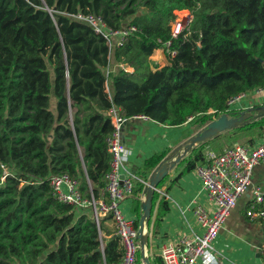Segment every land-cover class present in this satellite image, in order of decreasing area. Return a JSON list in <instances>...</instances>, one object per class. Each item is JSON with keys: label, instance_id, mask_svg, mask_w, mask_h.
<instances>
[{"label": "trees", "instance_id": "1", "mask_svg": "<svg viewBox=\"0 0 264 264\" xmlns=\"http://www.w3.org/2000/svg\"><path fill=\"white\" fill-rule=\"evenodd\" d=\"M183 10L193 18L174 38ZM78 13L136 30L110 49ZM158 50L171 65L153 69ZM257 89H264V0H0V179L2 165L13 172L0 186V264H121L119 237L102 240L103 220L58 201L49 178L67 173L83 198L99 200L110 171L112 108L127 119L200 129L232 114L231 98ZM263 136L264 118L227 131L181 161L178 178L206 163V146L253 145ZM168 154L147 159L139 176ZM144 190L136 182L135 194ZM159 200L157 191L153 207ZM168 211L163 198L157 224Z\"/></svg>", "mask_w": 264, "mask_h": 264}, {"label": "built area", "instance_id": "2", "mask_svg": "<svg viewBox=\"0 0 264 264\" xmlns=\"http://www.w3.org/2000/svg\"><path fill=\"white\" fill-rule=\"evenodd\" d=\"M182 12L189 11L176 12L177 19L172 24L174 38L188 27L193 18L190 13L185 15L186 18H180ZM74 17L88 24L97 34L102 35L107 40L110 49L120 46L126 37L136 30L135 28L119 31L109 29L101 17L93 14L78 13ZM167 47L169 48V45ZM171 55L174 56L175 52H172ZM262 94H264V89H257L231 98L227 104L228 112H240L257 106V104L254 106L250 104V97ZM209 113H215V111ZM109 114L114 131L107 139L111 162L110 171L106 175V187L101 198L91 201L83 198L79 181L67 173L53 175L49 178V182L58 201L71 205L83 213L92 210L98 224L100 219L111 216L116 227V236L119 237L124 249L121 264H140L137 221L128 217L122 206L127 199L134 196L136 182L146 186L148 178L143 179L131 172L129 161L132 151L125 145L122 133L123 128L131 121H151V119L147 116H134L127 119L121 115V110L117 108H112ZM192 120L193 118H190L189 123ZM261 165H264V142L254 146L234 143L226 147L222 153L208 152L206 163L198 166L195 173L213 203L214 210L208 212L200 206L195 208V215L204 229V234L193 238L185 237L178 244H165L159 253L162 263L220 264L213 259V244L219 237L231 212L250 190L254 170ZM2 169L0 186L6 182L8 177L13 176L10 168L2 165ZM251 192V201L246 215L251 220L264 224V187H254ZM261 255L262 264H264V239Z\"/></svg>", "mask_w": 264, "mask_h": 264}, {"label": "crops", "instance_id": "3", "mask_svg": "<svg viewBox=\"0 0 264 264\" xmlns=\"http://www.w3.org/2000/svg\"><path fill=\"white\" fill-rule=\"evenodd\" d=\"M161 51L158 50L154 54L160 55L162 59ZM155 55L152 56L151 60H155ZM117 68L119 66L115 65V69ZM249 102L253 106L264 104V94L251 96ZM193 128H196L195 131H192ZM200 129L193 124L170 128L152 120L129 122L122 134L125 145L132 151L129 161L131 172L139 175L143 171L147 159L165 151L170 153ZM262 142H264V136L251 146ZM231 144L230 142L217 141L214 146L216 150H222ZM214 146L212 147L214 148ZM178 169L180 170L177 171ZM182 170L183 166L179 167L178 165L168 175V179L162 188L158 190L160 200L165 198L168 202L169 211L157 224L160 200L153 207L152 219L149 224L151 236L148 252L151 264H158L155 263V259H160L159 253L165 244H178L185 237L193 238L204 234V229L199 224L194 212L196 207L200 206L208 212L214 210V205L195 170L178 178ZM151 173L147 175V178ZM258 186L264 187V165L255 168L250 190L240 199L238 206L231 212L219 237L213 244V259L220 264H262L261 246L264 239V224L253 221L246 215L251 201L252 188ZM144 198L145 194L138 192L127 199L122 206L125 214L137 222H139ZM138 205L140 206V214L136 212ZM105 218H102L104 227L101 232L102 240L116 236L114 222Z\"/></svg>", "mask_w": 264, "mask_h": 264}, {"label": "water", "instance_id": "4", "mask_svg": "<svg viewBox=\"0 0 264 264\" xmlns=\"http://www.w3.org/2000/svg\"><path fill=\"white\" fill-rule=\"evenodd\" d=\"M161 54L165 65H171L164 50L161 51ZM263 118L264 104L251 107L244 111L232 112V114L224 113L219 117H214L212 122L201 128L187 141L174 148L152 171L147 179L148 184L145 186V198L141 205V214L138 222V238L142 264H151L148 253L151 236L149 224L153 214L154 196L161 182L199 145L227 131L244 127Z\"/></svg>", "mask_w": 264, "mask_h": 264}, {"label": "rangeland", "instance_id": "5", "mask_svg": "<svg viewBox=\"0 0 264 264\" xmlns=\"http://www.w3.org/2000/svg\"><path fill=\"white\" fill-rule=\"evenodd\" d=\"M138 0H136V2H137ZM188 13H190V15L192 16V14H191V12L189 11V12H182L181 13V16H179L180 18H182V19H184V18H186V16L185 15H187ZM155 55V54H154ZM152 61V63H153V67L155 68V67H160V66H164L165 65V63L162 61V59H161V57H160V55L158 56L157 54L155 55V60H151ZM198 122V121H197ZM199 124L200 123H198V124H196V127H198L199 126ZM195 129L196 128H193V130L192 131H195ZM242 140V139H241ZM241 140H238V141H236V142H238V143H242L241 142ZM209 151H217L216 150V148L214 147H212V146H210L209 148H207V146L203 149V153H205L206 155H207V153L209 152ZM180 169H178L177 171H179ZM93 217H94V215H92Z\"/></svg>", "mask_w": 264, "mask_h": 264}]
</instances>
